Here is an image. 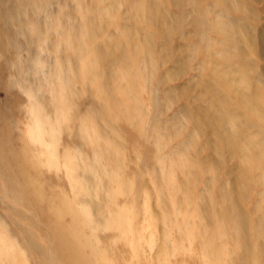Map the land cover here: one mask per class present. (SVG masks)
<instances>
[{
  "label": "rangeland",
  "instance_id": "374dc122",
  "mask_svg": "<svg viewBox=\"0 0 264 264\" xmlns=\"http://www.w3.org/2000/svg\"><path fill=\"white\" fill-rule=\"evenodd\" d=\"M0 264H264V0H0Z\"/></svg>",
  "mask_w": 264,
  "mask_h": 264
}]
</instances>
